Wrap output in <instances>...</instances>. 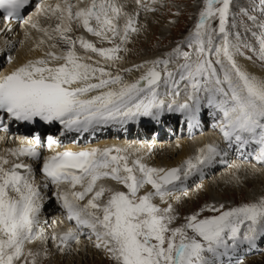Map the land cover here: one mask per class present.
Wrapping results in <instances>:
<instances>
[{
	"label": "snow or ice",
	"instance_id": "1",
	"mask_svg": "<svg viewBox=\"0 0 264 264\" xmlns=\"http://www.w3.org/2000/svg\"><path fill=\"white\" fill-rule=\"evenodd\" d=\"M29 3L0 0V9L9 20ZM136 4L147 9L141 0ZM233 6H238L234 0H203L197 22L184 40L163 58L133 65L145 70L128 81L121 72L132 69L112 73L100 61L86 62L92 57L81 56L76 45L79 43L85 52L95 53L105 62L121 59L117 55L121 45L130 32L139 31L138 9L125 11L118 0H87L84 6L81 0L41 2L38 14L55 17L57 23L51 31L67 46L66 50L59 54L48 51L0 76V113L23 122L35 118L46 123L58 121L64 130L83 134L141 117L160 121L166 114L175 113L189 126L198 125L206 102L220 114L217 127L227 145H235L239 151L255 144V159L264 163V78L245 70L236 59L243 55V47L264 61V22L257 25L259 34L253 33L258 48L242 43L239 33L232 31L237 26ZM240 13L246 14L243 7ZM213 21H218L215 27ZM73 22L113 46L97 47L82 35L73 39L67 34L73 31ZM31 27L52 39L48 28H40L35 22ZM182 45L191 51H184ZM59 143L57 138H47L49 148ZM5 151L31 160L41 157L39 143L20 144ZM222 154L224 149L219 144L207 143L170 168L152 167L141 156L133 157L126 147L119 146L44 156L40 170L46 181L55 185L54 195L76 225L54 231L51 237L40 228L44 197L32 164L20 162L6 167L9 161L0 155V264H40L39 258L46 250L33 251L28 247L31 242L50 238L64 251L73 241L79 244L85 231L116 264H222L221 258L242 245L254 247L258 239L264 238V195L229 208L206 205L218 214L199 218V213H193L175 227L172 205L160 207L154 202L157 197L166 202L193 173L202 171ZM107 179L123 185L126 191L101 182ZM148 185L151 190L140 195ZM43 187L47 188L48 183Z\"/></svg>",
	"mask_w": 264,
	"mask_h": 264
},
{
	"label": "bare ground",
	"instance_id": "2",
	"mask_svg": "<svg viewBox=\"0 0 264 264\" xmlns=\"http://www.w3.org/2000/svg\"><path fill=\"white\" fill-rule=\"evenodd\" d=\"M145 1L146 0H141V4H144ZM73 2H75V0H73ZM118 2H121L122 5H123V2L128 3L126 4V8L127 9L130 8V10L133 9V12L138 9L139 14L137 16V19L140 18V22H141L142 20L141 18H143V15H145L144 13L141 14V11H142V8H143V11L145 8L138 7V5L136 4V0H118ZM86 3H87V0H81V6H84ZM38 4L39 3H36V1H34L33 6L31 7L28 6L26 9L27 10L26 18L25 19L23 18L19 23H14L10 21L6 25H3L0 22V57H1L0 73L7 74L11 72L12 70H14L15 68H17L19 64L22 65V63H25L28 60L43 57L45 53L48 51H53L59 54L61 51L66 50L67 46L59 40V37L56 33L51 31L52 28L57 23V20L55 19V17H52L48 13L38 14V10H37ZM45 4H50V3L45 2ZM147 7L149 9L150 5H148ZM33 22L37 23L40 28H48L49 35L52 36V39H48V37L45 36L43 32L38 31L35 28H32L31 25ZM72 28L75 34L79 32L78 25L75 22H73ZM143 33H144L143 31H140L138 33L139 35L137 34V32H134L129 35L128 38L133 40L132 41L133 46H135L136 43L138 42L137 41L138 38H141V36L146 35ZM67 34L71 36L73 39L76 38L72 36L71 33H67ZM76 36H80V35H76ZM84 37L89 41L92 40V42L97 47L102 46V47L108 48L109 46L113 45L112 43H109L107 41L101 42L98 38L91 39L90 35L89 36L85 35ZM41 40H43L44 43H40ZM52 44H56L57 47L50 48V45ZM76 50L81 56H84V57L91 56L92 57L91 61H86V62L92 63L95 61H100V63L103 64L105 67H107L108 70L111 71L112 73H116L120 71L121 69H126V68L132 69L130 72H121V75L124 77V79L128 81H133L137 79L145 70L143 68L137 70L136 68H133V65L142 64L146 60H154L157 57L163 58L165 54V53H159L160 51L164 49L158 50L156 48L152 49L151 51L146 50V52H142V51L136 52L138 54L136 53L131 54L129 52L126 53V51L122 53L121 51H119L117 55H119L121 59L116 60L114 63H110V62H105L103 58L99 57L95 53L85 52V50L81 48L80 45L78 44L76 45ZM9 54H11V57H12L11 61H8V60L5 61V59L9 57ZM236 59L238 63L245 70H247L248 72L252 73L253 75L257 77L264 78V66L263 65H257L254 62L250 61L246 57L245 53H243V55H237ZM160 67L162 68L163 65H161ZM167 115L168 114L163 116L161 119H164V121H171L170 116L168 117ZM150 122H155V120L150 119ZM128 127L129 125H126L123 128L125 132L128 129ZM192 127L193 126H189L188 131H192L191 130ZM111 129L116 131V128L114 127H111ZM14 130L17 133L15 135V139H17L16 141H19L21 143L22 140L20 139L25 138L29 140L31 143H34L35 139H31L29 137L30 133H27L29 132L27 131V129H24V130L20 129L19 131L16 128H14ZM139 130L142 132V127L139 126L137 128V131ZM34 132H36V129ZM107 132L108 130H106L105 127H101V130H99L98 133H96L98 135L96 138V141H97L96 145L102 148L105 147L104 146L105 144L107 146L126 147L128 151L133 155V157L141 156L144 162L152 167L167 168L173 165H178L179 162L183 158H186L189 156L190 149L194 145L202 142V141L198 142L196 140V137L192 138L191 140L190 138L189 139L176 138L175 142H169L168 144L163 143V140L161 138L156 141H150L146 139L145 136H142L140 140L137 137L127 140L124 137L119 138V134H120L119 131L115 132L111 136L105 137L104 134H106ZM75 133L76 135H81L80 133H77V132ZM208 134L209 136L213 135V133H210V132H208L207 135ZM10 136H8L7 134H0V155H4L9 161V165H6V167L14 163V161L12 160L13 157L11 153H8L5 151V149H9L12 147L14 139L12 136H11L12 138ZM206 139H210V138L208 137V138H205V140ZM27 142L28 141H26V143ZM89 143H92V142H89ZM75 146L77 148L80 145L77 144ZM75 146L66 145V147H69V148H74ZM220 146L222 149L225 148L223 144H221ZM256 147L258 146L256 145ZM56 150L58 149L56 148ZM228 161L229 159L226 160V162ZM254 161L255 159H252L251 161H249V163L232 164L233 165L232 167H228L225 170L215 173V175L212 176L210 180L208 179L206 180L205 177L211 174V170L215 166V163H212L206 166V168H203L202 171L193 173L187 180L184 181L181 187L177 188L174 192H172V194L167 198L166 202H161L158 197L155 198L154 202L164 207L170 203L173 207L176 205L178 201H180L181 199L182 200L185 199V198H182L183 195L188 196L189 197L188 200H191L192 198L195 197L194 192H196V190H200V188L202 187H203V190H208L210 192L212 191L211 188H219V187L224 186L223 182H225V180L226 181L232 180L233 184L234 183L241 184L246 176L250 177V179L248 180L249 182L252 179V180H256L257 182L261 183L260 185L256 183L257 185H255L254 187V193L251 194V198H252V196H256L257 193L264 192V167L257 166L254 163ZM223 162H224V159H221L216 164L221 165ZM246 172H251V173L248 174ZM40 179L41 178L35 179L36 183L40 185V191H41L42 196L44 197V199L41 202V210L39 214L40 228L43 230L45 235L49 237H51V234L54 231L60 232V231L67 230L70 227L75 228L76 225L72 226L69 223V219L64 217V215L62 214V211H61L62 209L59 206V204L56 203V201H54L52 198L54 195L53 192H56L57 190L55 185H52L50 181H47L48 187L45 188L43 187V185L46 182ZM101 182L113 188H117L119 190H122L121 188H123V185L117 184L115 181H112L110 179L103 180ZM249 182H244V183L251 185L252 183L251 182L249 183ZM192 183H194L193 188L190 187V184ZM214 184L215 186L212 187ZM62 187H66V185H62ZM77 190H79V186H77ZM148 190H151L150 185L145 186V188L142 189L141 191L144 193L145 191H148ZM47 198H50L51 200L50 206L42 208L44 201H46ZM82 203H86V200L82 201ZM84 234L87 235V232L85 231L83 232V234L80 235L79 244L73 241L72 242L73 244L71 246L74 252L75 251L76 253L79 252V254L77 253L79 259L83 258L84 254L90 257L95 256L96 258H99V253H98L99 250H101V253L108 255V253L104 250L103 247L96 246L95 237L93 241L95 242V244L92 247V243L89 242V240L84 239ZM260 240L261 238L258 239L257 241H260ZM49 246L52 250H55V252H59V254L64 253V251H60L57 248L56 244L50 238L46 242L37 240V241L31 242L28 245V247L32 248L33 250L37 248L40 250H45L49 248ZM238 264H264V249H262V251H260V253L257 255L252 254L244 258Z\"/></svg>",
	"mask_w": 264,
	"mask_h": 264
},
{
	"label": "rangeland",
	"instance_id": "3",
	"mask_svg": "<svg viewBox=\"0 0 264 264\" xmlns=\"http://www.w3.org/2000/svg\"><path fill=\"white\" fill-rule=\"evenodd\" d=\"M252 2L251 0H234V5H238L232 7V11L235 13V21L237 26L232 31L239 33L242 43L249 44L248 41H252L250 45L258 46L256 37L254 35H250L249 33V31L253 30L251 29L253 26V19H250V17H254V20H258V22H264V20L260 19V16L257 15L258 11L256 10V8L261 10V0H252ZM253 4L256 7H253ZM146 5H150L149 9L151 10H148L147 7V9L145 8L143 11L142 8L141 14L144 13L145 15H143V18L139 24L141 28H138L139 31H137V34L140 31H143V34L146 35L138 38V42L135 46L132 45L133 40L126 41L124 45H121L123 52L126 51V53L129 52L134 54L141 51L146 52V50L151 51L155 48L158 50L164 49L159 53L170 52L177 46L178 43L183 41V37L193 29V24L196 20V17L199 15V11L203 7V0H149ZM240 7L245 9L246 14L240 13ZM246 15L248 17H246ZM217 23L218 21H213V26L215 27ZM258 24L259 23H257V25ZM253 33H257L258 35L259 29L257 31L253 30ZM182 47L184 51H191L187 45H182ZM243 49L248 54H256L249 48ZM251 172L246 173L249 174ZM249 179L250 177L246 176L241 184H233L232 180H225V182H223L224 186L219 188H211L212 191L210 192L208 190H203L202 187L200 190H196V192H194L195 197L191 200H188V196L183 195L182 198L185 199L178 201V203L173 206V214L176 216V219L173 221L172 226L175 227L184 223L185 217L193 213H199V218L218 214L209 211L207 208H205L206 205H216L218 207L219 205L223 204L225 208H229L253 201L257 197L264 195V192H259L256 194V196H252L251 198V194L254 193V187L257 185L256 183H258V185L261 183L252 179L250 181L252 183L251 185L244 183L249 182ZM208 180H210V178ZM214 186L215 184L212 187ZM201 209H204V211H201ZM94 244L95 242L93 245ZM37 250L40 249L37 248L33 251ZM45 250L46 254H44L42 251V254L39 258L40 264H116V261L112 259L110 255L107 256V254L101 253V250L99 249V258H96L95 256L90 257L84 254V257L80 259L78 257L79 252H77V254L73 249L69 253L68 251H64L65 254H59V252H55V250H52L50 246Z\"/></svg>",
	"mask_w": 264,
	"mask_h": 264
}]
</instances>
